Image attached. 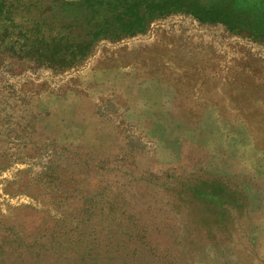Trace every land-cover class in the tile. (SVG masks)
Masks as SVG:
<instances>
[{
  "label": "rangeland",
  "instance_id": "obj_1",
  "mask_svg": "<svg viewBox=\"0 0 264 264\" xmlns=\"http://www.w3.org/2000/svg\"><path fill=\"white\" fill-rule=\"evenodd\" d=\"M0 264H264V0H0Z\"/></svg>",
  "mask_w": 264,
  "mask_h": 264
},
{
  "label": "trees",
  "instance_id": "obj_2",
  "mask_svg": "<svg viewBox=\"0 0 264 264\" xmlns=\"http://www.w3.org/2000/svg\"><path fill=\"white\" fill-rule=\"evenodd\" d=\"M246 6L248 9H250V15L255 19V17L257 16V10L259 9V3L255 1L247 4ZM254 19L252 20V22L255 21ZM254 27L257 29H261V24H254Z\"/></svg>",
  "mask_w": 264,
  "mask_h": 264
}]
</instances>
